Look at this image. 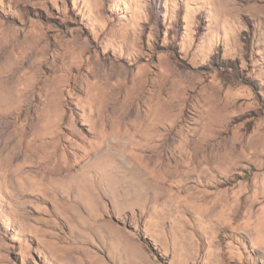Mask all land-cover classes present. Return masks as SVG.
Returning a JSON list of instances; mask_svg holds the SVG:
<instances>
[{
    "label": "rangeland",
    "instance_id": "374dc122",
    "mask_svg": "<svg viewBox=\"0 0 264 264\" xmlns=\"http://www.w3.org/2000/svg\"><path fill=\"white\" fill-rule=\"evenodd\" d=\"M0 264H264V0H0Z\"/></svg>",
    "mask_w": 264,
    "mask_h": 264
},
{
    "label": "bare ground",
    "instance_id": "6f19581e",
    "mask_svg": "<svg viewBox=\"0 0 264 264\" xmlns=\"http://www.w3.org/2000/svg\"><path fill=\"white\" fill-rule=\"evenodd\" d=\"M225 201H226V199H223V202H222V204H223Z\"/></svg>",
    "mask_w": 264,
    "mask_h": 264
}]
</instances>
